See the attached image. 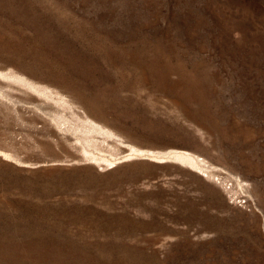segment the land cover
<instances>
[{
    "label": "rangeland",
    "instance_id": "1",
    "mask_svg": "<svg viewBox=\"0 0 264 264\" xmlns=\"http://www.w3.org/2000/svg\"><path fill=\"white\" fill-rule=\"evenodd\" d=\"M0 264H264V0H0Z\"/></svg>",
    "mask_w": 264,
    "mask_h": 264
},
{
    "label": "bare ground",
    "instance_id": "2",
    "mask_svg": "<svg viewBox=\"0 0 264 264\" xmlns=\"http://www.w3.org/2000/svg\"><path fill=\"white\" fill-rule=\"evenodd\" d=\"M66 104V103H65Z\"/></svg>",
    "mask_w": 264,
    "mask_h": 264
}]
</instances>
